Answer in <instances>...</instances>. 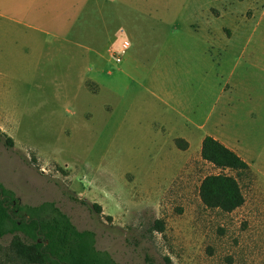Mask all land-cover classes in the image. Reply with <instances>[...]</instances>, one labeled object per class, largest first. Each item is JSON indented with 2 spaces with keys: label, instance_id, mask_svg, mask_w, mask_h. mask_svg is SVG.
Returning a JSON list of instances; mask_svg holds the SVG:
<instances>
[{
  "label": "rangeland",
  "instance_id": "obj_1",
  "mask_svg": "<svg viewBox=\"0 0 264 264\" xmlns=\"http://www.w3.org/2000/svg\"><path fill=\"white\" fill-rule=\"evenodd\" d=\"M101 2L66 50L63 14L87 29L86 3L0 0V128L13 139L0 140V182L21 203L54 201L118 264H264V0ZM194 109L185 145L179 112ZM206 134L249 168L204 160ZM217 173L244 196L230 212L199 198ZM11 236L0 264H27Z\"/></svg>",
  "mask_w": 264,
  "mask_h": 264
},
{
  "label": "trees",
  "instance_id": "obj_2",
  "mask_svg": "<svg viewBox=\"0 0 264 264\" xmlns=\"http://www.w3.org/2000/svg\"><path fill=\"white\" fill-rule=\"evenodd\" d=\"M0 140L5 147H13V139L1 128ZM200 155L219 169L244 172L249 168L234 150L210 135L203 137ZM198 194L205 206L225 212L244 201L237 178L225 173L204 176ZM71 198L88 205L86 201ZM93 206L100 210L99 206ZM7 234L12 235L13 252L27 264H118L107 251L95 246L92 230L77 229L54 201L44 200L35 205L21 203L0 182V238Z\"/></svg>",
  "mask_w": 264,
  "mask_h": 264
},
{
  "label": "crops",
  "instance_id": "obj_3",
  "mask_svg": "<svg viewBox=\"0 0 264 264\" xmlns=\"http://www.w3.org/2000/svg\"><path fill=\"white\" fill-rule=\"evenodd\" d=\"M50 1H53V0H50ZM65 1H67V0H65ZM72 1H75L76 2V0H72ZM78 1L86 3L85 8L78 15H80V17L82 19L85 18V24L84 25H87L88 28L85 29V27L84 26L82 27L81 25H79L80 27H77V28L76 27H73L72 26V21L70 20V18L68 16H66V15L63 14V35H64V37L67 38V39H64L63 38V41H64L63 42V49H66V50L71 45H76V46L80 45V46H83V44H78V42H76V43L73 42V38H74L73 35L75 34V35H79L80 36V35H83L84 33L86 34L87 32H91L90 29H92V27H91L92 25H89L90 24V22L88 21L89 20V17H90L91 21L96 20V22H98V20L101 17V12H105L104 10L110 9V5H106L105 4L106 7L105 6H102V3L103 2H101V0H78ZM104 1H106V0H104ZM106 15H107V17L110 16L109 13H107ZM0 16H2V13L1 12H0ZM18 21H21V20H18ZM24 23H26V22H24ZM26 24L29 25V23H26ZM30 25L35 26L36 24H30ZM37 27H39V26H37ZM42 27L43 28H50V29H52V27L49 26V25L48 26H42ZM56 29H59V26L56 27ZM53 34H57V33L55 32ZM54 37L57 39L58 38V35H54ZM79 39H82V36ZM60 45L62 47V44L61 43H60ZM86 49H87V47H86ZM67 54H68V52H67ZM98 58H101L99 52H92L91 53V57H90L91 61H95ZM80 60H82V59H80V58L77 57V61H80ZM89 71H90V67H88V70L86 72L89 73ZM96 72H98V71H96ZM84 74H82V75H84ZM179 115H181L182 118L184 119V121H183L184 122L183 123L184 131H181L180 133H177L174 136H176L178 138H184V142L187 144V141L186 140L189 139L190 135H189V131L186 129V127H187V124H189L191 122V119H192L191 117L192 116L195 117V109L194 110H191L189 114H186V113H183V112H179ZM206 135H209V134H206ZM206 135H203V136L200 137V139H199L200 144H201V141H202L203 137L206 136ZM210 136H212L213 138L219 140L224 145H226L227 147H229V145L226 142H224L222 138H219L216 135H210ZM229 148H231V147H229Z\"/></svg>",
  "mask_w": 264,
  "mask_h": 264
},
{
  "label": "built area",
  "instance_id": "obj_4",
  "mask_svg": "<svg viewBox=\"0 0 264 264\" xmlns=\"http://www.w3.org/2000/svg\"><path fill=\"white\" fill-rule=\"evenodd\" d=\"M123 46H126V44L124 43Z\"/></svg>",
  "mask_w": 264,
  "mask_h": 264
}]
</instances>
